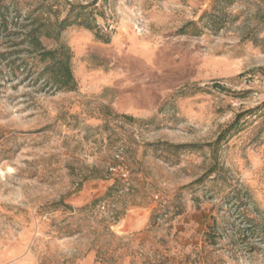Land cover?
<instances>
[{
  "label": "rangeland",
  "instance_id": "obj_1",
  "mask_svg": "<svg viewBox=\"0 0 264 264\" xmlns=\"http://www.w3.org/2000/svg\"><path fill=\"white\" fill-rule=\"evenodd\" d=\"M3 6L75 87L0 37V264H264V0Z\"/></svg>",
  "mask_w": 264,
  "mask_h": 264
},
{
  "label": "trees",
  "instance_id": "obj_2",
  "mask_svg": "<svg viewBox=\"0 0 264 264\" xmlns=\"http://www.w3.org/2000/svg\"><path fill=\"white\" fill-rule=\"evenodd\" d=\"M4 1H0V37L5 44L10 45L9 48L16 51L11 54L7 52L2 54L3 61L6 63L5 66L9 68L10 73H14L16 69H26L25 59L19 56L24 54L32 58V61L44 63L40 71H32L37 79L44 76V83L55 90H73L75 82L70 69L71 54L68 48L60 46L46 50L41 42V37L57 39L67 26L74 23L71 16L67 15L62 20L52 24L51 21L42 16H35L34 18H31L30 14L21 16L22 14L17 7L11 10L9 6H3ZM81 15H76L74 20L78 21L77 19L81 18ZM81 19L77 23L89 29L90 26L84 22L83 18ZM12 38L16 39L17 42L11 40ZM28 72L30 73L31 70Z\"/></svg>",
  "mask_w": 264,
  "mask_h": 264
}]
</instances>
